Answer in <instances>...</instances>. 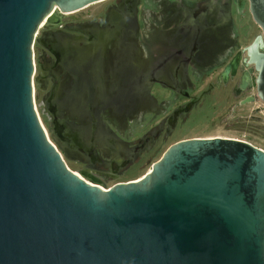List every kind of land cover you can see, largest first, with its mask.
Here are the masks:
<instances>
[{
	"label": "water",
	"instance_id": "95a60500",
	"mask_svg": "<svg viewBox=\"0 0 264 264\" xmlns=\"http://www.w3.org/2000/svg\"><path fill=\"white\" fill-rule=\"evenodd\" d=\"M102 1L0 0V264H264V150L183 139L139 179L104 189L47 136L33 98L35 34ZM248 4L260 33L222 77L241 61L240 88L255 72L264 102V0Z\"/></svg>",
	"mask_w": 264,
	"mask_h": 264
},
{
	"label": "rangeland",
	"instance_id": "374dc122",
	"mask_svg": "<svg viewBox=\"0 0 264 264\" xmlns=\"http://www.w3.org/2000/svg\"><path fill=\"white\" fill-rule=\"evenodd\" d=\"M259 33L248 0H105L63 14L32 46L38 116L68 168L104 189L183 139L264 150V103L240 88L242 62L222 77Z\"/></svg>",
	"mask_w": 264,
	"mask_h": 264
},
{
	"label": "flooded vegetation",
	"instance_id": "af4514ba",
	"mask_svg": "<svg viewBox=\"0 0 264 264\" xmlns=\"http://www.w3.org/2000/svg\"><path fill=\"white\" fill-rule=\"evenodd\" d=\"M210 1H212V0H210ZM258 35V34H257ZM256 37V36H255ZM254 40V39H253ZM252 82H253V84H252V86H254L255 87V84H254V79L252 80ZM256 89V88H255ZM239 91H241V89H237V92H239ZM256 94H257V92H256ZM257 97H258V95H257ZM259 98V97H258ZM260 99V98H259ZM261 100V99H260ZM261 102H263L262 100H261ZM264 103V102H263ZM257 109L258 110H260V107H257Z\"/></svg>",
	"mask_w": 264,
	"mask_h": 264
},
{
	"label": "bare ground",
	"instance_id": "6f19581e",
	"mask_svg": "<svg viewBox=\"0 0 264 264\" xmlns=\"http://www.w3.org/2000/svg\"><path fill=\"white\" fill-rule=\"evenodd\" d=\"M224 74H226V72Z\"/></svg>",
	"mask_w": 264,
	"mask_h": 264
}]
</instances>
